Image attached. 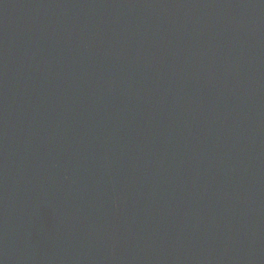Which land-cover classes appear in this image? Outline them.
Listing matches in <instances>:
<instances>
[{"label": "water", "instance_id": "obj_1", "mask_svg": "<svg viewBox=\"0 0 264 264\" xmlns=\"http://www.w3.org/2000/svg\"><path fill=\"white\" fill-rule=\"evenodd\" d=\"M0 264H264V0H0Z\"/></svg>", "mask_w": 264, "mask_h": 264}]
</instances>
